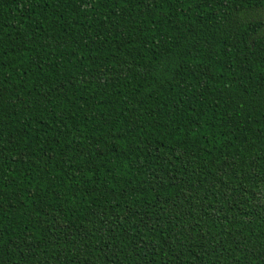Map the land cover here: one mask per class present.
<instances>
[{"label":"trees","instance_id":"16d2710c","mask_svg":"<svg viewBox=\"0 0 264 264\" xmlns=\"http://www.w3.org/2000/svg\"><path fill=\"white\" fill-rule=\"evenodd\" d=\"M0 264H264V0H0Z\"/></svg>","mask_w":264,"mask_h":264}]
</instances>
